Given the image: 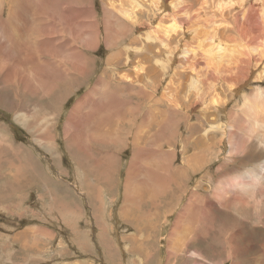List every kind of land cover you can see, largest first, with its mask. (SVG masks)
<instances>
[{"label":"rangeland","instance_id":"1","mask_svg":"<svg viewBox=\"0 0 264 264\" xmlns=\"http://www.w3.org/2000/svg\"><path fill=\"white\" fill-rule=\"evenodd\" d=\"M105 1L57 0L60 10L67 12L70 9L75 13L81 37H77L80 33L76 31L64 29V20L58 17L57 10L53 14L44 10L41 15L35 13L29 17L31 25L27 32L30 33L32 45L40 47L41 41H46L66 52L75 47L77 53L83 56V62L88 61L90 70L82 73L77 71L78 79L72 78L75 74L71 71L70 80L75 81L59 79L62 74L68 75L63 70L66 61L61 62L57 55L52 62L51 56L45 53L40 65L54 77L49 78L44 72L40 77L45 82L57 85L52 94L42 90L37 97L36 94L25 97L21 94L20 87L14 84L6 87V91L12 95L4 97L3 92H0V264H264V143L259 144L252 139L257 130L254 129L250 138L244 133L251 124L250 118L245 116V108L249 102L254 101L253 94L257 89L264 90V80L259 79L260 67L253 76L248 73L254 82L244 84L240 89L231 91L226 87H219V105H212L207 110L214 120L213 126L206 119L203 121L202 116H197L203 112L199 107L196 108L197 111L191 108L189 111H182L199 127L194 136L190 135L188 142H183L188 123V118L183 114L176 116V123L172 118L165 136L160 134L159 125H152L150 129L141 127L139 134L143 135L140 140L142 146L147 143L146 146L153 151L162 153L158 156L147 155L143 163L152 167L149 168L151 172L158 165L160 172L171 173V183L167 185H164L162 176L150 179L149 174L133 168L131 172L135 171V176H142V179L146 177L149 182L140 185L136 178L126 182L133 159L138 166L142 161L139 155L134 158L131 138L126 143L121 140L122 143L114 144L115 153L104 149L113 144L114 139L109 144H96L95 150L90 149V153L88 147L94 146L90 134H87L88 140L84 142L86 145L78 148L74 136L71 138L75 129L70 126L71 129L66 130V118L74 106L88 91L91 96L97 81L105 76L111 53H120L115 61L117 63L120 60L122 68L118 67L113 72L116 73L114 83L122 84L123 76L119 73L127 72L123 69V63L128 59L125 46L134 42L141 48L129 60L133 74L141 53L151 45L142 35L148 29L132 30L133 23L129 22L128 14L121 16L110 8L112 13L123 19L124 22L120 24L122 29L130 30L128 35L118 40L116 47L110 48L106 41L105 25L101 22L104 10L108 7ZM114 1L118 3L120 0ZM142 1L144 6L136 13L146 17L151 3L150 0ZM210 1L211 8H215L217 0ZM201 2L202 0H197V4ZM226 2L232 8L227 19L230 26H233L234 3L241 7V12L244 11V15L240 12V16L248 17L245 9L253 7L264 19V0ZM40 7L38 5L36 8L41 9ZM6 15L4 11L3 16ZM93 22L98 25L94 40L96 44L88 46L85 41L88 25L84 23H88L90 28ZM250 24L251 19L244 20L245 26ZM122 29L116 31L120 34ZM252 31L260 33L259 29ZM238 38L236 34V39ZM173 46L177 60L178 52H182L185 46ZM262 49L263 45L255 44V50L252 45L244 54L255 56ZM228 51L225 47L219 51L213 44L209 57L216 60L219 55ZM147 55L152 57L153 52L148 51ZM148 63L153 65L150 60ZM144 64L145 67L148 66L147 63ZM173 69L174 66L168 68L170 77ZM218 75L219 70L216 73L217 80L227 84ZM183 77L190 79L186 73ZM111 81L113 82V78ZM62 89L70 93V96H61ZM133 91L136 92L135 89ZM124 94L122 92L121 99H125ZM261 96L264 93L256 97ZM6 99L7 105L3 104ZM191 101L184 99L183 106ZM223 101L226 106H223ZM261 104H264V98ZM19 113L26 116L24 122L17 119ZM137 117L140 118H136L135 133L142 123L143 114L138 113ZM159 119L155 121L158 122ZM238 119L244 122L237 124ZM229 125L232 127L229 128ZM229 129L230 132H227ZM201 137H206L201 143L193 139ZM234 137L235 142L232 140ZM173 150L177 153L175 159ZM104 154L107 159L101 161L99 158ZM249 170L257 173L261 179L259 177L256 182H248L251 179L244 177V182L249 186L245 195L238 188L228 190V196L232 200L236 195L244 196L240 201L224 203L217 198L215 187L218 182L232 179L233 176H244ZM181 171L185 172V176L178 178L176 174V179L175 173ZM106 175L108 181L100 184ZM127 188V193L130 194L125 192ZM133 190L138 193V198L141 195L139 205L138 199L134 201L130 198ZM195 192H198L197 196L194 195ZM210 200L211 206L208 205ZM202 204L207 207L206 210L202 209ZM241 204H245L244 210H241ZM187 206L201 208L202 216L194 223L190 218L180 217ZM190 210L185 216L197 214ZM179 221L181 222L176 227V222ZM195 234L199 235L193 240L192 236ZM133 245L138 246L139 251Z\"/></svg>","mask_w":264,"mask_h":264},{"label":"bare ground","instance_id":"2","mask_svg":"<svg viewBox=\"0 0 264 264\" xmlns=\"http://www.w3.org/2000/svg\"><path fill=\"white\" fill-rule=\"evenodd\" d=\"M144 1L148 2V0ZM149 2L151 3V8L149 9L146 17H144L145 15H139L136 13L144 6L142 0H120L118 3L114 0L105 1V4L108 7L104 10V16L101 22L105 25L107 34L106 41L110 48L116 47L119 43L118 40H121V37L128 35L130 32L128 28L122 29L120 24L124 22L123 19L112 13L110 8L121 16L128 14L129 22L133 23L132 30H136V28L140 31L148 29V31L142 35L145 36L144 40L149 41L151 45H149L145 51L141 53L142 56L140 55L139 63L133 68V74H131L129 60L141 51V48L138 47V45H135L134 42H132L129 46H125V55L128 56V59L123 63V69L127 72L119 73L123 76L122 84L114 83V75L116 73L113 71L118 69V67L122 68V65H120V60L117 59V63L115 61L116 58L119 57L120 53L118 51L112 52L110 60L107 62L105 76L101 81H97L93 87L91 96H89L88 91L74 106L69 116L66 118V130L69 129L70 126L75 129L74 133L72 131L71 138L74 136L76 144L79 146L78 148L84 146V142L88 140L87 134H90L93 141L92 144L94 146L88 148L92 151L95 150L96 144L110 143V141L114 139L113 144H110L108 148H104L106 149L105 151L109 150L110 152H114V144L118 142L122 143L121 140L126 143L127 139L131 138L134 145V158L139 155V158L142 161L140 162L141 165L138 166L133 159L129 167L126 182H128L129 179L131 182L132 178H136L138 184L140 185H146L149 182L146 180V177L142 179V176H135L136 172H131V169L133 168L135 170H140L141 172L144 171L147 175L149 174L148 176L150 179L155 176H162L164 185H167L171 183V173L160 172V167L158 165H155L156 170L154 171L152 169L151 172L149 168L152 167L143 163V160L147 155L152 154L153 156H158L162 153H158L155 150L153 151V149L149 146H146L147 143L142 146L140 140L143 135L141 136V134H139V130L142 126L150 129L152 125H156L157 127L159 125V128H161L160 134L165 136L167 134L168 125L171 124L172 118L175 122L176 116L183 114V110L189 111L191 108L192 110L197 111V107L203 111L197 116H202L203 121L206 119V121L213 126L214 120L210 118V114L207 110L212 107V105H219V87L223 86L231 91L240 89L244 84L246 85L254 82L248 73L250 72L253 76L256 69L259 67L261 68L259 70L261 78L259 79L264 80V19L256 10L253 9V7L245 9V13L248 17L240 16L242 9L239 5H237V3H234L233 5L236 7L232 13L233 26H230L227 23V19L231 14L232 8L226 0L224 2L217 0L215 8H211L210 0H202L200 4H197V0H150ZM3 3L7 4L4 5ZM38 5L41 6V9L36 8ZM44 10L50 11L52 14L57 10L58 17L62 21L64 20V23L62 24L64 29L69 32L76 31L77 33H80V35L77 34V37H81L82 33L78 29L79 25L76 22L75 13L73 14L70 9H67V12L60 10V6L57 5V0H36V2L35 0H0V88H2L0 92H3L4 97H8L11 94L6 91L8 84L19 86L21 94L25 97L30 96V94H34V96L36 94L37 97V94L40 93L39 91L42 93V90H44V93L49 91V93L52 94L53 88L55 86L57 87V85H54L53 82H45L40 77L43 72L46 73L49 78L54 77L52 73L44 70L42 65H40L45 53L51 56L52 62L55 58H57V55H59L61 62H63V60L66 61L65 63L63 62V70L68 75L66 76L62 74L59 79L70 80L72 77L71 71L75 74V77L72 78L78 79V75L76 74L77 71L82 73L90 70L87 65L88 61L83 62V56H81V53H77L75 47H71V51L66 52L63 48L59 50L56 46L51 45L46 41H41L40 47H35L30 43V33L27 32L28 27L31 25L29 17L31 18V16L35 13L41 15ZM4 11L7 13L6 17L3 16ZM253 11L255 12L254 14ZM88 14L92 15L91 11H88ZM241 15H244V11L241 12ZM248 18L252 20V24L245 26L244 20ZM84 25H88V30L85 33V41L88 46H94L96 44L94 40L97 35L96 29L98 25L96 22L90 24V28L88 23H84ZM117 29H122V33L119 34V31H116ZM254 29H259L260 33L256 34L252 31ZM236 34H238V39H236ZM179 44L181 46H185V49L182 52H178L179 56L176 60V51L173 50V45ZM213 44L214 47L219 48V51L222 47H225V49L229 51L222 56L219 55L218 59L213 60L209 57L211 45ZM255 44L263 45V49L255 56H246L244 53L250 46L253 45L255 50ZM148 51L153 52L152 57L147 55ZM56 52H58V54ZM149 60L152 61L153 65L148 63ZM144 63H147L148 66L145 67ZM171 66H174V69L173 75L170 77L171 72L168 68ZM218 70V76L221 77L227 84H222L220 80H217L216 73L218 74ZM128 71H130V73H128ZM166 73H168V77L165 78ZM184 73H186L190 79L183 77ZM107 76L108 78H106ZM110 78L111 80L113 78V82ZM70 81L75 80L72 79ZM194 82L199 84H195ZM38 86L41 89H39ZM133 89H135L136 92H134ZM256 91L257 92H254L253 94L254 101L249 102L245 108V116L250 118L249 121L251 124L249 122L250 128L248 127L246 129L247 132L244 133L250 138L252 135L251 133H254L255 130H257L252 139L259 144H263L264 104H261V100L264 96L258 98L256 96L263 94L264 90L257 89ZM55 92L56 90L54 91V94ZM122 92L125 93V99L120 98V96H122ZM19 94L17 96H20ZM64 95H68L69 97L70 93H67V91L62 89L61 96ZM184 99L192 101L183 106ZM25 102L27 101L25 100ZM25 102L23 104L24 106ZM211 102H213V104H211ZM3 104L7 105V99L6 101H3ZM223 106H226V103H224ZM138 113L143 114V120H141L142 123L138 125L139 129L135 133L136 118H140L137 117ZM18 116V118H16L19 121L24 122V118L26 116L21 113H19ZM185 116L188 118V123L185 128L187 135L183 139L184 143L188 142L191 138L190 135L194 136L197 128H199L197 124L189 120V115ZM154 117H156V119L160 118V121H155L156 119H154ZM245 121L247 122V119H245ZM174 122H172V124ZM243 122L244 121H240V119L236 121L237 124ZM216 124L219 126V123ZM231 127L232 126L229 125V128ZM230 130L231 129L226 131L230 132ZM242 131L241 133H243ZM117 134L121 135L118 136ZM205 138L201 137L193 139H196L197 142L201 143V140ZM243 139H245V137ZM232 140L234 141L236 138L234 137ZM208 145L207 147H209ZM91 150L90 153L92 152ZM174 151L175 150H173V159H175L177 155L176 151L174 154ZM103 156L101 155L99 158L101 161L107 159L105 158V154ZM169 166L171 167V165ZM163 169L165 170V168ZM176 169L177 168H175V171ZM255 169L257 168L255 167ZM176 174L178 175V178L185 176V172L181 171L175 173L176 179ZM234 177L235 176H233L232 179L229 178V180H223L216 184L215 194L217 198H220V200L224 203L228 201H240V198L244 197L240 194V196H234V199L232 200V197L228 196V190L231 188H238L240 191H243V194L245 195L248 185L244 182V177H248V180L251 179L248 182H256L259 177L261 179V176L250 170L244 173V176ZM139 178L141 180H139ZM107 181L106 175L100 184H105ZM127 190L128 188L125 191L126 193ZM136 190L131 191L130 198L134 201L138 199L139 205L141 195L138 198V193L134 192ZM195 193L196 194L194 195L197 196L198 192ZM249 196L250 193L248 197ZM251 196L254 195L252 194ZM211 204L210 200L208 205L211 206ZM241 205L243 206L241 210H244L245 204ZM202 206H204V204H202ZM206 208L207 207L204 206L202 209L206 210ZM188 210H190L191 213L197 212V214L189 217L185 216ZM200 210L201 208L199 209L198 206H191V208L187 206L182 211L183 215L180 217H187L185 219L190 218L192 223H194L196 219H199L202 216ZM180 222L181 221L176 222V227ZM198 235L199 234H195L194 237L192 236V239H196ZM133 246L136 248L138 247L136 245Z\"/></svg>","mask_w":264,"mask_h":264}]
</instances>
